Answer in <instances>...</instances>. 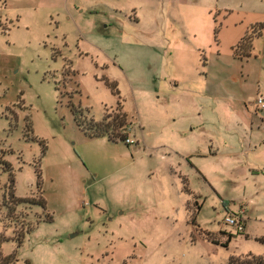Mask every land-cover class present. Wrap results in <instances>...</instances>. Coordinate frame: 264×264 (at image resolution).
<instances>
[{
  "label": "rangeland",
  "instance_id": "374dc122",
  "mask_svg": "<svg viewBox=\"0 0 264 264\" xmlns=\"http://www.w3.org/2000/svg\"><path fill=\"white\" fill-rule=\"evenodd\" d=\"M261 12L264 0H0V253L10 264L264 256V121L257 95L230 85L242 68L233 48ZM253 48L264 50V30ZM193 101L210 108L190 112ZM71 105L84 122L121 106L131 124L120 134L135 144L85 136ZM3 162L14 195H42L45 209L9 210ZM241 209L238 234L222 221ZM205 233L233 238L223 247Z\"/></svg>",
  "mask_w": 264,
  "mask_h": 264
},
{
  "label": "trees",
  "instance_id": "16d2710c",
  "mask_svg": "<svg viewBox=\"0 0 264 264\" xmlns=\"http://www.w3.org/2000/svg\"><path fill=\"white\" fill-rule=\"evenodd\" d=\"M261 31H262V26L260 24L252 26L250 33L246 34L233 48L234 57L235 58L248 57L252 50L253 37L259 36ZM109 86L113 88L114 91L116 90L115 85L109 84ZM70 109L76 126L80 131H82V133L85 136L89 138L106 137L109 141L112 142H116L117 140H119L125 143L127 134L126 133L120 134V128L123 127L127 128L128 125H130L131 123L128 121L127 116L122 112L121 106H119L112 115L110 116L106 115L101 122H94L93 120L88 122L81 121L80 119L81 110L80 109L76 110L75 107L72 105L70 106ZM3 165H4V170L9 172V177H8V182H9L8 195L10 201V206L8 207L9 210L14 211L16 206L19 204H28V205L37 204L41 206L43 209H45V200L42 197V195H40L36 199H31V198L21 199V198H17L14 195V179H13V173L11 171V167L5 162H3ZM185 192H187V189H185ZM200 208H201L200 205L197 204L195 208V212L192 213L191 215L192 222H194L195 215L198 213ZM45 221L51 222L52 218L48 215ZM30 230L31 228H28L26 229V232ZM203 235L204 238L207 239L208 241L217 245L220 244L223 247H227L228 243L233 238L232 235H228L227 240L220 243L212 234L205 233ZM20 236H22V233L18 235V240ZM257 241L264 244V238H258ZM12 261H13L12 256H3L0 253V264H10ZM228 264H264V256H249L247 259L242 261L237 258H230Z\"/></svg>",
  "mask_w": 264,
  "mask_h": 264
},
{
  "label": "crops",
  "instance_id": "0c3cea01",
  "mask_svg": "<svg viewBox=\"0 0 264 264\" xmlns=\"http://www.w3.org/2000/svg\"><path fill=\"white\" fill-rule=\"evenodd\" d=\"M264 14V12H261ZM260 16V14L258 15ZM261 25L262 26V31L260 34L263 33L264 30V23L262 22L261 19H256V21L251 22L250 25L255 26V25ZM250 33L249 31H246L245 35ZM244 35V36H245ZM253 41H252V50L249 54L248 57H243V58H236L239 61H242V68L240 71V77L237 78V76H232L230 77L231 82L230 85L232 86V90H241L244 94L248 95L250 98L252 96L260 95L264 98V90L259 91L260 87V81L262 78H264V53L263 51L260 52L259 56H256L253 51ZM240 79V80H239ZM239 80V82H237ZM236 85V86H235ZM236 87V88H235ZM207 90H212L209 86H207ZM190 92H192V89H189ZM193 93V92H192ZM244 100V99H243ZM220 101V102H219ZM215 106L217 107H223L226 105L228 107L227 103H224L223 100H219ZM245 101V100H244ZM192 106L190 107V112H197V111H203V110H208L210 108L209 103H198V102H192ZM216 108V107H215ZM260 116L263 118L264 121V112H260ZM264 125V124H263ZM188 192V191H187ZM247 230V219H246V224H245V231Z\"/></svg>",
  "mask_w": 264,
  "mask_h": 264
},
{
  "label": "built area",
  "instance_id": "2783aa9c",
  "mask_svg": "<svg viewBox=\"0 0 264 264\" xmlns=\"http://www.w3.org/2000/svg\"><path fill=\"white\" fill-rule=\"evenodd\" d=\"M253 108L256 112H264V98L260 95L256 96V99L253 103ZM125 139V143L128 145L135 144L134 138H130L128 136ZM223 225H227L229 227H233L238 234H241L245 231V224H246V218H245V211L243 209L239 210L237 213H231L224 217L222 221Z\"/></svg>",
  "mask_w": 264,
  "mask_h": 264
}]
</instances>
